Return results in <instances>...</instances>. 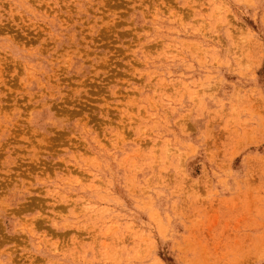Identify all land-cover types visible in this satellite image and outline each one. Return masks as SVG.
<instances>
[{"label": "rangeland", "instance_id": "obj_1", "mask_svg": "<svg viewBox=\"0 0 264 264\" xmlns=\"http://www.w3.org/2000/svg\"><path fill=\"white\" fill-rule=\"evenodd\" d=\"M0 264H264V0H0Z\"/></svg>", "mask_w": 264, "mask_h": 264}]
</instances>
